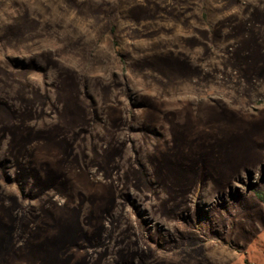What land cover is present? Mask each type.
<instances>
[{
  "label": "rangeland",
  "instance_id": "1",
  "mask_svg": "<svg viewBox=\"0 0 264 264\" xmlns=\"http://www.w3.org/2000/svg\"><path fill=\"white\" fill-rule=\"evenodd\" d=\"M0 264H264V0H0Z\"/></svg>",
  "mask_w": 264,
  "mask_h": 264
},
{
  "label": "trees",
  "instance_id": "2",
  "mask_svg": "<svg viewBox=\"0 0 264 264\" xmlns=\"http://www.w3.org/2000/svg\"><path fill=\"white\" fill-rule=\"evenodd\" d=\"M258 193V195H260L261 196V192L259 193V192H257Z\"/></svg>",
  "mask_w": 264,
  "mask_h": 264
}]
</instances>
